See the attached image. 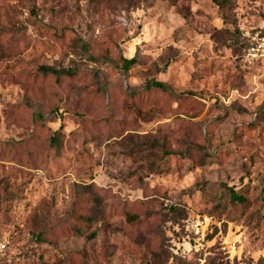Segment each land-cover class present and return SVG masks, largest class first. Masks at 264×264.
I'll return each mask as SVG.
<instances>
[{
  "label": "rangeland",
  "instance_id": "374dc122",
  "mask_svg": "<svg viewBox=\"0 0 264 264\" xmlns=\"http://www.w3.org/2000/svg\"><path fill=\"white\" fill-rule=\"evenodd\" d=\"M260 35L264 0H0V264H264Z\"/></svg>",
  "mask_w": 264,
  "mask_h": 264
},
{
  "label": "built area",
  "instance_id": "2783aa9c",
  "mask_svg": "<svg viewBox=\"0 0 264 264\" xmlns=\"http://www.w3.org/2000/svg\"><path fill=\"white\" fill-rule=\"evenodd\" d=\"M247 59L251 61H264V35L255 37L245 49ZM188 228L194 235L204 233L203 222L199 219H192L188 223ZM4 246L3 244H1Z\"/></svg>",
  "mask_w": 264,
  "mask_h": 264
},
{
  "label": "trees",
  "instance_id": "16d2710c",
  "mask_svg": "<svg viewBox=\"0 0 264 264\" xmlns=\"http://www.w3.org/2000/svg\"><path fill=\"white\" fill-rule=\"evenodd\" d=\"M251 42V41H250ZM247 43L246 47L250 44ZM245 47V49H246ZM135 62V57H131V58H124V64H123V67L125 69H128L130 67V65L132 63ZM41 70H43V72L47 73L49 71H52V72H55V73H60V72H63V73H69L71 69H65V68H62V69H57V68H54L50 65H42L41 67ZM150 86H156V87H159L161 89H164V90H169L170 92H173V90L168 87L163 81H159V80H155V81H151L150 83H148ZM233 197L235 199H242V196L238 195L237 193L233 192Z\"/></svg>",
  "mask_w": 264,
  "mask_h": 264
}]
</instances>
